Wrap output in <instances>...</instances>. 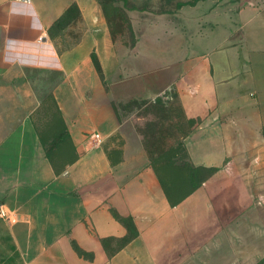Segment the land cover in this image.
I'll use <instances>...</instances> for the list:
<instances>
[{
	"label": "crops",
	"instance_id": "0c3cea01",
	"mask_svg": "<svg viewBox=\"0 0 264 264\" xmlns=\"http://www.w3.org/2000/svg\"><path fill=\"white\" fill-rule=\"evenodd\" d=\"M100 2L0 0V99L2 82L56 74L51 97L70 149L48 154L37 106L0 121V205L18 215L0 218V264H257L264 207L250 189H264V0L177 7L183 20L171 30L184 36L169 35L168 49L161 26H132L134 57L129 28L115 30ZM167 89L185 98L190 162L213 169L193 188L168 190L136 121L138 102Z\"/></svg>",
	"mask_w": 264,
	"mask_h": 264
},
{
	"label": "rangeland",
	"instance_id": "374dc122",
	"mask_svg": "<svg viewBox=\"0 0 264 264\" xmlns=\"http://www.w3.org/2000/svg\"><path fill=\"white\" fill-rule=\"evenodd\" d=\"M100 1L102 9L112 13V18L109 20H112V24H110L115 30L122 33L124 29L129 28V57L137 55L136 33L132 30V26H139L140 29L142 27L146 29L153 25L161 26V34L167 38L163 42L167 45L163 47L166 49H168V43L170 42L168 40L169 35H172V40L175 37L177 40L183 39L184 29H181L183 30L181 34L178 30H171V26L175 24L176 19L183 20V12L181 16H176L174 13L177 10V1L184 0H173L172 2L164 0ZM166 8H169L170 11L163 12L162 9ZM147 35L149 34L145 36ZM164 52L165 50H162V56L165 54ZM145 53L147 57L151 56L152 52L146 49ZM57 77L56 74H41L31 71L27 73L29 82L22 80L2 82L3 92L0 99V121L2 125L4 122H12L13 119H21L28 107H39L38 111L35 112V121L47 150L54 160L66 158L67 152H70L67 143H63V138L66 135L64 134L62 120L54 99L51 97V90L58 79ZM31 91L37 97L32 98L26 95ZM169 92L170 90L167 89L168 96L165 99L160 98V101L157 100V102L149 100L139 101L140 110L136 116V121L139 123L141 131L145 134L150 160L158 168L166 186L169 188L168 190L186 182L188 183L187 185L193 188L212 173L206 169L197 168L190 162L185 137L189 132L188 127L192 121L186 120V105L184 104L185 98L183 95L175 93V91L169 95ZM14 107H16V111L12 109ZM130 107L131 105L129 104ZM5 133L6 129H0V138ZM250 190L252 205L264 207V189ZM179 197L177 196L176 198ZM246 212L247 210H242L240 216H243ZM258 217H260L259 213ZM6 233L7 229L0 224V236L6 235ZM261 236L259 240L262 241ZM257 264H264V257L258 260Z\"/></svg>",
	"mask_w": 264,
	"mask_h": 264
},
{
	"label": "built area",
	"instance_id": "2783aa9c",
	"mask_svg": "<svg viewBox=\"0 0 264 264\" xmlns=\"http://www.w3.org/2000/svg\"><path fill=\"white\" fill-rule=\"evenodd\" d=\"M88 141H90L93 147L98 146L102 142V135L99 131H92L87 135ZM0 217L8 222L15 223L18 221V215L4 205H0Z\"/></svg>",
	"mask_w": 264,
	"mask_h": 264
},
{
	"label": "trees",
	"instance_id": "16d2710c",
	"mask_svg": "<svg viewBox=\"0 0 264 264\" xmlns=\"http://www.w3.org/2000/svg\"><path fill=\"white\" fill-rule=\"evenodd\" d=\"M166 2H172L173 0H164ZM198 0H192V1H188V2H183V1H180V2H177V7H181L183 6L184 4H195ZM163 12H169L170 9L169 8H166V9H162ZM64 134L67 136V131L66 129L64 130ZM65 136V137H66ZM65 139V138H63ZM48 154L51 156V154L48 152ZM208 170H213V169H208ZM123 219V218H122ZM75 246L77 248V250L79 251L80 254H84V251L75 243Z\"/></svg>",
	"mask_w": 264,
	"mask_h": 264
}]
</instances>
